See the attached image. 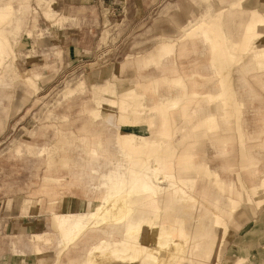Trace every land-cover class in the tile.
Segmentation results:
<instances>
[{
	"label": "bare ground",
	"instance_id": "1",
	"mask_svg": "<svg viewBox=\"0 0 264 264\" xmlns=\"http://www.w3.org/2000/svg\"><path fill=\"white\" fill-rule=\"evenodd\" d=\"M251 2L253 6H256L254 2H261V8L264 7V0ZM222 13L223 9L218 11L217 18L198 17L187 20L188 24L178 25L172 36L181 37L180 42L169 39L170 44L164 52L156 54L147 64L125 63L123 69L134 65L135 75L124 89L137 98L142 108L148 107V112L134 110L129 116L118 115L115 110L118 104L110 96H114L111 91L87 109L92 120H98L84 130L89 135L70 132V137H65L66 145L59 140L63 151L82 146L81 156L68 154L63 158L61 171L69 174L71 188L84 203H95L85 220L75 218L69 235L66 233L67 236L62 237L63 241L81 238V247L69 248L76 257H69L62 263L60 256L57 264H197L203 259L207 264H218L226 224L218 212H213V229H219L218 236L207 245V250L213 252L190 256V262L186 263L185 248L190 237L183 215L190 212L197 200L193 189L196 181L186 175L197 166L192 154L179 155L175 162L176 148L172 139L176 134L209 138L212 144L217 142L226 147L229 139L225 132L230 122L227 111L237 105L240 112L238 131L246 142L240 125L244 111L242 94L246 90L251 92L252 83L246 81V75L264 88V45L256 42L264 41V15L250 9L239 22L242 32L239 40H232L224 31ZM190 24L194 25L190 32L181 31ZM236 47L243 52L249 50L248 60L240 61V57L234 56ZM232 58L235 63L229 64ZM235 72L240 74V86L234 83ZM119 108L127 110V103L119 104ZM177 114L184 118L181 125L175 122ZM117 119H124L123 123L146 121L149 126L147 133L123 128V140L129 143L130 150L126 154L118 153L114 145L118 137L108 129ZM99 124H103L101 130L96 129ZM200 126L207 127L200 131ZM106 129L110 137L104 136ZM262 146L264 148V143ZM108 149L116 153L111 154ZM189 150L194 151L193 147ZM251 161L254 162L246 168L257 166L255 159ZM198 171L205 173L215 188L228 198L227 213L233 226L244 222L255 209H264V176L250 185L256 202L253 206L248 201L252 197L240 191L236 171L234 178L224 179L208 161L201 164ZM83 178L92 183H81ZM238 198L244 202L239 203ZM69 203L73 208L75 204L71 198ZM67 221L66 217L59 220L61 230ZM204 227V224L193 227L191 234ZM239 259L237 264L243 262Z\"/></svg>",
	"mask_w": 264,
	"mask_h": 264
},
{
	"label": "crops",
	"instance_id": "2",
	"mask_svg": "<svg viewBox=\"0 0 264 264\" xmlns=\"http://www.w3.org/2000/svg\"><path fill=\"white\" fill-rule=\"evenodd\" d=\"M154 1L37 0L32 6L30 0H0V144L8 139H17L18 134L21 137L27 134L29 129L23 123V118L25 110H28L29 94L43 92L46 83L57 80L68 72L61 70L63 65H65L64 69L69 67L72 70L70 73L78 70L84 76L77 88H85V81L88 82V89L92 88L89 94L93 102L92 97L95 92L93 86L102 84L114 75V72L110 73L107 68H103V63H112L117 59L113 54L106 56L104 50L108 43L119 47L125 44V40L134 37L136 32L145 26L147 16L153 11ZM219 1L228 2L222 13L224 31L232 40H239L242 33L239 22L245 19L248 10L242 7H231L230 4L235 0ZM41 15L43 17H40ZM196 18L191 14L187 20ZM176 25L178 28V25L183 23L176 21ZM108 33L110 38L107 39ZM141 56L135 57L133 61L140 59ZM143 56L146 57L149 54ZM94 64L97 66L91 69ZM238 77L235 72V85ZM35 87L36 92H34ZM250 91L246 90L245 94H242L244 111L240 122L245 135L246 157H241L239 153L234 129L233 132H225L229 139L226 147L217 142L212 144L209 138L176 134L172 139V144L176 148L175 162L179 155L192 154L194 164L197 166L196 170L189 171L186 175L196 181L193 186L195 192H193L197 198L190 212L183 215L187 234L190 237L185 248V255L188 256L186 263L190 262V256H205L207 253L211 255L210 253L213 252L207 250V245L217 238L219 230L213 229V212H218L225 219L229 217L228 198L215 188L210 179L198 171L199 166L208 161L214 170L227 179L232 176L234 178L231 170H238L242 164L248 165L255 159L257 166L240 170L241 178L244 182H251L250 185L256 183L258 180L248 177L250 169H255L253 173L259 170L261 176H264V154L257 155L258 149H262L260 145L264 143V92L262 90L260 92L253 83ZM70 92L74 93L75 88H69L64 96ZM87 109L86 114L90 118L92 127L98 123V120H92ZM183 121L181 114L175 116L177 125H181ZM231 126L234 128L233 124ZM90 128L88 125H82L80 130L84 132L85 129ZM55 140L53 139L51 143ZM207 142L210 144L206 148ZM16 143L13 142L10 145L13 150V145ZM192 144L196 145L192 146ZM37 146L34 141L24 143L26 151L33 152L31 155L38 156ZM191 147L194 151L189 150ZM15 151L21 155L23 153L21 145L17 146ZM233 154L240 155L236 164L231 159ZM60 176L66 179L69 174L61 171V167L48 166L42 177L40 193L46 190L48 194H51L50 191L55 188L53 185H59L52 180L46 182L45 177ZM33 198L40 199L37 206L43 205V195L27 196L13 211V205L19 200L15 201L12 196L0 194V264H52V261L53 264H57L62 254H72L71 250L62 252V248L56 246L55 242L45 244L36 241L32 234L29 238L27 237L32 244H28V240H25L24 236L27 235L28 229L44 233L45 230L40 229L44 227L41 213L49 211L50 213L47 214L50 215L51 221H48L52 222V212L55 210L48 208L55 204L56 212H58L60 207L54 200L50 202L47 200L46 206H41L42 210L41 207H38V210L35 206L32 208L29 203H26L25 207L22 205L26 200ZM199 224H204V229L191 234L192 228L198 227ZM47 233L51 235L54 232ZM36 236L39 237V234ZM49 237L55 238V236ZM6 238H9L8 242ZM33 248L34 252L37 248L40 254H43L41 259L35 254L33 255L36 258H33L34 256L25 250ZM65 256H62L63 259L66 258ZM239 258L243 259L241 264H264V214L258 212L252 215L239 229L230 232L222 247L218 264H237ZM197 264H207V261L203 259Z\"/></svg>",
	"mask_w": 264,
	"mask_h": 264
},
{
	"label": "rangeland",
	"instance_id": "3",
	"mask_svg": "<svg viewBox=\"0 0 264 264\" xmlns=\"http://www.w3.org/2000/svg\"><path fill=\"white\" fill-rule=\"evenodd\" d=\"M36 2L37 0H30V4L32 6L35 5L34 3ZM152 4L154 5L152 8L153 11L151 12V14H149V16H147L145 21L146 22L145 26L140 28L136 32L134 37L128 38L127 40H125L124 42L125 44L119 47L111 46V44L108 43L109 45L104 50L106 52V56L113 54L117 58L112 63H108V64L103 63L104 65L103 68H107L108 72L110 73L114 72V75L112 76L111 79H107L106 81L102 80V82L104 81L102 84H98V85L95 84V86H93V88H95V92L93 94L95 98L93 96L92 101L95 102L94 104H97L96 102L100 100L101 96H103L105 93L109 94L108 92L113 91L112 93L114 94V96L110 94L109 95L117 101L118 106L115 110L118 113V115L124 114L125 116H129L134 110H137L138 112L149 111L148 107L142 108L143 106L138 103L136 97L134 96L132 97L131 95H128L124 87H127L131 84L130 79L135 75L134 65L137 62L141 64H147L146 62H149L150 60L156 58L155 57L156 54L158 53L161 54L162 52H164L165 48L169 46L168 45L170 44L169 39L171 38H175L177 39L178 42H180L181 37L172 36V34L174 33L173 31L177 29L176 21L181 22L184 25L188 24L187 19L188 16L191 14H193L195 18L196 17H204L205 19L217 18L218 11L226 8L228 2H220L219 0H155L154 3ZM254 4H256V6L252 5L251 0H235L230 4V6L246 8L249 11L250 9H252V11H258L259 14L264 15V7L261 8L260 6L263 4L261 2H257V3L254 2ZM40 17L43 16L41 15ZM193 28L194 25L190 24L187 25L185 29L182 28L181 31H185L186 33H188ZM108 38H110L109 33L107 35V39ZM256 42L262 43V45H264L263 40L262 41L257 40ZM112 47L116 48L115 52H114L115 48ZM148 54L149 56L146 57L143 56ZM248 54H249V50L243 52V50H241L239 47L234 48V56L240 57V61L248 60ZM139 55H142L140 59L133 61V59ZM130 61H133L132 63L134 65L131 64V66H127L126 68L123 69L125 63H128ZM234 63H235V59L234 58L230 59L229 64H234ZM97 64L92 65L91 69L95 68ZM64 68L65 65H63L61 70L64 72L65 71L68 72H65L57 80L46 83L43 92L42 91L39 93L37 92L36 93L37 95L34 93L29 94L28 110L27 111L25 110L24 118H23L24 119L23 123L29 129L27 134H23L22 137L20 134H18L16 136L17 139L16 138L13 140L8 139L0 144V194H5V195L7 194L9 196H12L14 197L15 201L19 200V202L13 205L14 206L13 211L16 208H18L21 201L27 198V196L33 197V196H39L40 194L43 195L42 198L43 205L40 204V206H37L36 204L37 203L39 204L40 199H35V198L26 200L25 203L22 205L25 207V204L29 203L32 205V208H34L35 206L37 210L38 207L41 206L43 207L47 202V200L49 202L54 200L58 202V204L60 205L58 212H56L55 204L52 205L51 208L50 207L48 208L49 210H53V211L55 210L54 212H52V222H50L51 221L50 215L48 216L47 214L49 211L45 213H41L42 215L41 219L42 218L44 219V227H41L40 229L43 231L45 230L44 233L41 234V232L30 231L28 229V232H26L27 235L24 236L25 240H28L27 237L29 238V236L32 234V237L36 241L44 242L45 244L55 242L56 246H60L62 248L61 249L62 252L69 250L70 247L74 249L80 246L81 238L66 239L65 241H63L62 239L65 238L62 237L67 236V234L69 235L72 226L75 223V218L80 220L84 219L86 213L91 209V207L95 203V201L84 203L83 199L78 194L76 195L74 193V190L70 186L71 185L70 176H67L66 179L59 177H45L46 182L52 180L53 182L59 185L58 186L53 185L55 188L53 187L54 189L50 191L51 194H48V191L46 190L42 191L41 193L39 191L42 177L44 173H46V169L48 166L62 167V160L63 158L67 157L68 154H72L73 157L81 156L82 146L78 149L66 148V150L63 151L60 150L62 145L59 142V140H62L66 145L67 142H65V137L63 136L70 137V132H73L74 135H84V134L89 135L85 132H82L80 128L82 125H88L89 128L91 127L90 118L86 114V109L94 105L93 102H91L90 100L89 90L87 91L89 84L88 82L85 81V88H79V87L77 88L79 81L83 79L84 76H82L78 70L77 72L70 73V71L72 70L69 67H66L67 69ZM115 74L117 75V78L115 77ZM237 74L238 76L240 75L238 72ZM250 78H251L250 75H246L245 77L246 81L248 80L251 81V83H253L260 89V92L261 90L264 92V88L259 83H257L254 80H251ZM236 81H237L236 86H240V82L238 81V79H236ZM69 88L71 89L75 88V92L67 93L64 96V93H66ZM36 90L37 89L35 87L34 92H36ZM123 102L127 103L128 111L120 110L119 104ZM228 109L229 110L227 112L230 117V122H229V127L226 131L233 132V129L235 130L239 153L241 157H246V151H244V147H245L244 138L240 135L238 131L240 112L237 108V105H234L232 108H228ZM13 113H15V111ZM18 117L20 118V115H18ZM122 120L120 119L119 121L118 119L117 121L114 120L113 123H115V125L112 124L111 127L108 129L110 131H114L118 137V141L114 143V145L118 147V153L126 154L129 153L130 150H129V143H126L123 140V134H124L123 128H135L138 131L147 133L149 131V126L147 125L146 121L135 122V123L132 122L123 123L124 119ZM231 124L234 125V128L231 126ZM102 125L103 124H99L98 126H96L97 127L96 129L101 130L103 127ZM206 127L207 126H200L199 130L202 131ZM61 133L64 134L66 133L68 135H63ZM103 133L105 137H110L107 129ZM53 139L56 140L51 143ZM32 141H34L38 145L37 154H39V156L31 155V153L33 154V152L32 151H30V153L27 152L24 147L25 142H32ZM13 142L14 143L17 142L16 144L13 145L14 150L10 146L11 143ZM209 144L210 143L207 142L205 147L207 148ZM20 145L22 147V152H23L21 155L20 153L18 154L15 151L16 147ZM260 147H262V149H258L257 155L264 154L263 146L260 145ZM108 150H109L108 152L111 154L116 153V151H113L111 149ZM240 155L233 154L231 156L233 163L236 164V161L240 158ZM50 159H51V164L49 165L48 163ZM246 167L247 165L242 164L238 170L233 169L231 170V172L233 175V173L236 171V177L238 179L241 193L245 194L246 192L248 195H250L252 198L251 200H248L249 203H251L253 206H256V202L254 200L251 186H247L250 185L251 182L248 181L244 182L243 179L241 178L240 170L246 169ZM254 170L255 169L248 170L249 172L248 177L253 178V180L257 181L261 176L260 173L261 171L259 172L258 170L257 172L253 173ZM200 173L203 176H207L203 172ZM242 177L244 178V174L242 175ZM80 182L89 185L92 183V180L88 178H83L80 180ZM245 183H247V185ZM95 185L98 184L95 183ZM44 196H46V198ZM70 198L74 201L75 204L73 208L70 207V203H69ZM238 201L239 203L244 202L240 198H238ZM242 207L245 206L242 205ZM258 212L264 214V209H255L254 212L248 218H250L252 215ZM62 217H66L68 220L67 223L64 225L63 230H61L59 223V220ZM223 219L226 224L221 237L222 241H225L226 238H228V235L232 230L239 229L247 220L246 219L238 226H233V224L230 223L231 217H228L227 219L225 218ZM99 220L101 219L97 218V221ZM49 231L54 233L53 234L51 233L50 235V233H47ZM36 234H39V237H37ZM49 236L51 237L55 236V238H50ZM8 240L9 238H6V242H8ZM29 243L32 244V242H29L28 240V244ZM63 247H67V248H63ZM25 250L31 256L35 254L40 259L43 256V254H40L37 248L35 250L37 254L33 251L34 248L25 249ZM220 254L221 251L218 256V262L220 259ZM35 255H33L34 256L33 258H36ZM62 256H65V254L61 255V260L63 259ZM65 257L66 258L63 259L62 263H64L65 260L69 257H76V254L72 253L70 256L66 255ZM239 260L240 259H238L237 261L239 262Z\"/></svg>",
	"mask_w": 264,
	"mask_h": 264
}]
</instances>
